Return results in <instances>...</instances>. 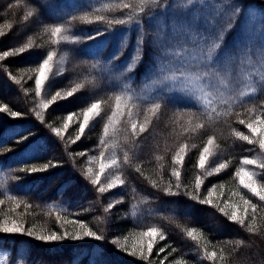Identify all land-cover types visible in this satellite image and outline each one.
Here are the masks:
<instances>
[{
	"label": "trees",
	"instance_id": "16d2710c",
	"mask_svg": "<svg viewBox=\"0 0 264 264\" xmlns=\"http://www.w3.org/2000/svg\"><path fill=\"white\" fill-rule=\"evenodd\" d=\"M55 1L56 3H67L71 0ZM72 2L73 5L65 6L62 18L80 15L85 11L91 12L93 8L101 7L103 3H110L113 0H73ZM127 2L135 3L134 0H127ZM232 2L240 4L242 13L251 14L257 21H264V9L261 10L264 8V0H232ZM44 3L45 0H0V27H3L5 31V35L0 36V52L22 45L29 36L34 38L36 44L44 45L0 61V106L7 104L11 110L22 113L19 117H12L8 113L0 112V183L4 184V187L0 188V199L5 200V204L0 206V212L14 206L7 200V196H15L18 201H26L31 205L26 209L21 203L20 208L16 210V218L22 220L26 228L35 225L36 231H40L43 227L58 233H62L64 228L69 231L78 230L73 224H64L65 219L57 221L58 215L62 217L64 213H72L73 217L71 218L74 221L79 220L86 223L98 234H102L104 239L97 241L86 237L83 240L64 239L45 242L26 234L0 233V250L7 253L8 263L160 264L163 260L164 264H171L177 258L183 257L188 264H211L207 260L199 259L198 254L194 251L196 245L186 238L181 227L177 226L180 225L202 230L217 250L223 247L225 253L230 254L228 255V264H264V230L258 236L252 235L237 223L229 221L216 208L200 204L182 193L177 196L165 195L163 191L153 188L145 179L147 176L159 182L162 173L164 180H172L174 184V177L171 176L172 155L181 143L187 141L190 150L185 156L181 169V183L191 188L195 176L200 171L196 167L199 151L207 137L214 135L216 143L223 153L220 159H230L231 164L219 174L205 179L201 187V195L206 194L207 189L212 185L223 184L224 197L230 195L232 191H240L253 203L264 205V202L258 201L246 189L239 187L234 178L240 159L249 156L252 151H247V149H253L254 146L237 140L232 136L231 128H236L245 134H248V130L244 125H240L237 122V117L233 115L227 118V123L221 121L208 126L205 121L206 127L194 136L191 133L186 136L179 135V129L173 131L175 126L169 120L171 113L168 110L192 107L193 102L178 93L165 94L170 102L162 110L159 119H154L149 130L135 138L134 143L139 147L135 149L133 163L140 165L144 175L135 171L134 167H122L123 178L126 180V184L120 189L122 202L115 204L107 213L103 211V208L108 205L107 197L105 194H99L96 188L85 179L82 174L85 170V155H77V153H85L93 140L99 135L102 136L103 127L101 125L107 114H110L113 103L108 100V96L112 92L120 90L121 82L110 80L101 71V68H93L92 65L99 64L101 67L106 65L113 54L118 51L121 39L126 38L129 46L124 55L115 62L117 65H124L135 46L137 28L135 25L127 29L124 26H116L114 30L106 31V26L99 22L76 23L72 32L74 35L82 37L79 43L52 45L48 43L47 35H39V33L43 24H51L60 19L54 17ZM26 4L36 5L39 15L24 22ZM251 4L255 5L256 13L254 14L249 10ZM260 10L261 12H259ZM99 14L122 15L120 11ZM183 19L181 14L168 9L166 12L157 11L155 19L145 18L144 26L151 30L160 23H167L171 26L173 22ZM246 19L247 15L243 18L238 17L239 23L227 35L226 47L232 48L244 38ZM7 24H12L13 27L8 29L5 27ZM97 30L103 34L96 36ZM89 35L95 38L89 40L87 39ZM259 39L257 31L252 41L256 43ZM49 50H55L58 55H63L62 67L65 68L63 75L55 77L51 81L49 99L51 94L68 87L71 80L78 79L83 75H87L89 78L95 77L97 85L81 90L67 99L58 100L46 110H40L44 116V122H41L32 111L35 109V97L37 96L34 87L35 73L30 69H34L39 62H42ZM152 59V48L146 47L143 62L131 73V86L137 94H140L144 88L145 77L151 67ZM10 76L20 79L21 83H15ZM30 76L32 79H29ZM24 89L30 91L25 93ZM157 91L161 90L157 89ZM100 98L107 100L108 103L103 105L104 112L99 123L88 133H84L75 143H69V137L74 139L77 134L72 128H68L71 130L67 129L64 132L63 139L53 133L51 128H62L64 118L69 113H80L82 108ZM260 100H264V95L249 97L247 106L259 104ZM235 111L244 113L240 118H247L244 108H236ZM141 113H143L142 110ZM124 135L121 132L116 137L121 145L116 149V153L121 159L123 156L121 148L129 150L130 154L132 151L129 145L124 143ZM21 137H27V139L21 140ZM192 144H196L197 147L192 148ZM70 153L72 155H69ZM157 155L163 156V161L158 162L155 159ZM49 162L55 166L35 173L19 171L25 167H41ZM160 163L164 165L162 170L159 168ZM257 171L262 170L258 169ZM261 179H264V171H262ZM133 188L139 194L135 200L136 194L132 192ZM216 191L219 195L221 189L217 187ZM139 197H147L148 202L141 203L135 210L136 214L132 215V204ZM20 213H24V215L21 217ZM166 217L171 219H166ZM208 218L210 224L204 221ZM257 222L264 224V207L258 209ZM152 225L162 228L166 238L155 244L152 255L147 260L132 256L129 252L121 250L118 245L111 243L113 239L117 238L123 243L125 236H128L130 240L138 232L146 230ZM236 240H244L245 244L238 251L233 252ZM229 241L233 242L232 245L226 243ZM161 248H164V252H159ZM173 248L177 251L172 252ZM100 252L103 255L102 258H99Z\"/></svg>",
	"mask_w": 264,
	"mask_h": 264
},
{
	"label": "snow or ice",
	"instance_id": "6c2138e0",
	"mask_svg": "<svg viewBox=\"0 0 264 264\" xmlns=\"http://www.w3.org/2000/svg\"><path fill=\"white\" fill-rule=\"evenodd\" d=\"M26 8L23 16L24 22L39 15L36 5L26 4ZM168 9L181 14L184 19L173 22L171 26L167 23H160L151 30L145 28V18L155 19L157 11L166 12ZM116 11H120L122 15L99 14ZM245 15H247V20L244 38L238 45L232 48L226 47L227 35L239 23L238 17L243 18ZM95 22L104 24L106 31L114 30L116 26H124L127 29L135 25L137 28L135 46L124 65H117L115 62L124 55L129 46L126 38L121 39L118 51L113 54L106 65L102 67L99 64L92 65L93 68H101V71L110 80L121 82L120 90L114 91L108 96V100L113 103L110 114L106 116L102 136L97 145V148L100 149L98 155L89 157L88 166L82 172L85 179L96 188L97 192L103 195L110 189L125 185L126 180L123 178L124 173L121 170L124 166L134 167L135 171L144 175L140 165L133 163L135 149L139 147L134 143L135 138L147 132L154 119H159L162 110L170 102L165 94L178 93L193 102L192 107L168 110L171 113L169 120L175 126L173 131L179 129V135L186 136L191 133L194 136L206 127L205 121L208 126L221 121L227 123V118L233 115L237 117V122L248 130V134H245L236 128H231V134L237 140L255 145L259 149V153L252 157H242L234 173V178L239 187L246 189L258 201L264 202V179H261L262 171H264V155H261L264 154V100H260L259 104L247 106V98L264 95V21H256L251 14L242 13L240 4L233 3L232 0H220V2L217 0H135V3L127 2V0H113L110 3H103L101 7L93 8L91 12L85 11L80 15L61 18L51 24H43L39 35H47L48 43L52 45L62 43L75 45L82 39L72 32L75 24ZM5 27L10 29L13 25L7 24ZM257 31L260 39L253 43L252 38ZM102 34L100 30L96 31V36ZM3 35H5L4 28L0 27V36ZM94 38L92 35L87 36L89 40ZM43 46V44H36L34 38L29 36L22 45L0 52V61L22 54L34 47ZM146 47L152 48L153 59L145 77L144 88L140 94H137L131 86V73L143 62ZM56 56L57 51L49 50L42 62H39L34 69H30L35 73V94L37 97H41L37 108L41 110L48 109L58 100L67 99L81 90L97 85L95 77L89 78V76L83 75L78 79L71 80L68 87L51 94L50 99L47 98L52 87L51 81L65 72L64 67L54 69V57ZM61 59L63 60L64 57L62 56ZM10 78L17 84L21 83L20 79L15 76H10ZM29 79L32 77L30 76ZM157 89L161 91H157ZM24 91L27 93L30 90L24 89ZM106 103L108 101L103 98L95 99L80 110L82 119L75 112L69 113L64 118L62 128L52 127L51 130L57 137L63 139V134L70 124L74 121L77 122L78 129L75 138L69 137V143H75L83 136L85 129L90 126V122L101 116V113L104 112L103 105ZM236 108H244L247 118H240L244 113L236 112ZM141 110L143 112L142 120L139 119ZM32 111L41 122H44L41 111L36 109H32ZM0 112L8 113L12 117L22 115L18 111L11 110L7 104L0 106ZM122 123H126L128 127L121 128ZM121 131L126 133L123 136L124 143L129 145L132 150L130 154L129 150L121 148L122 159L116 153V149L121 147L116 139ZM24 139L27 137H21V140ZM191 147L195 148L197 145L192 144ZM189 150V144L185 141L172 155L171 176L174 177V184L172 180H164L162 173L159 182L147 176L145 179L153 188L163 191L165 195L177 196L182 193L200 204L216 208L229 221L237 223L246 232L260 235L264 230V224L257 222V213L259 207H264V205L253 203L240 191H232L229 197L224 199L223 184L212 185L207 189L206 194L201 195V187L205 179L219 174L231 164L230 159H220L223 153L216 143V137L209 135L199 151L196 167L200 171L195 176L191 188L181 183V169ZM247 151H255V149H247ZM77 155H85V153H77ZM155 159L160 162L164 157L157 155ZM93 164H96V170L92 167ZM53 166L55 165L49 162L41 167H25L19 171L35 173ZM163 167V163H160L159 168L162 170ZM102 177L104 178L103 182ZM3 187L4 184L0 183V188ZM217 187L221 189L219 195H217ZM132 192L136 194L135 200L139 194L135 188L132 189ZM232 197H239V201L243 205L242 209L240 204L232 201ZM7 200L14 206L0 212V233L26 234L45 242L64 239L83 240L86 237L97 241L104 239L102 234H98L97 231L79 220H64V224H73L78 230L69 231L64 228L62 233L46 230L43 227L40 231H36L35 225L26 228L22 220L16 218V210L20 208L21 203L26 209L31 205L26 201H18L15 196L11 195L7 196ZM121 202L122 200L110 202L103 208V211L107 213L114 204ZM147 202V197H139L132 204V215L136 214L135 210L141 203ZM4 204L5 200L0 199V206ZM226 209L229 210L226 211ZM19 215L22 217L24 213ZM61 219L62 217L58 215L57 221ZM166 219L171 218L166 217ZM177 226L181 227V231L187 239L194 242L196 245L194 251L201 261L207 260L211 264H228V255L230 254H226L223 247L217 250L202 230L196 227ZM144 238H147L146 242ZM165 238L163 229L152 225L136 234L130 249L128 236L123 238V243L118 238L113 239L111 243L118 245L121 250L129 252L132 256L147 260L152 255L158 240ZM226 243L232 245L233 242ZM244 244V240H236L233 252L238 251ZM176 251L177 249H172V252ZM159 252H164V248L159 249ZM160 264H164V261L162 260ZM171 264H188V262L180 257L172 261Z\"/></svg>",
	"mask_w": 264,
	"mask_h": 264
},
{
	"label": "rangeland",
	"instance_id": "374dc122",
	"mask_svg": "<svg viewBox=\"0 0 264 264\" xmlns=\"http://www.w3.org/2000/svg\"><path fill=\"white\" fill-rule=\"evenodd\" d=\"M73 0H71V1H68L67 3H63V2H60V3H56V1L55 0H45V5H46V7H47V10L54 16V17H56V18H58V19H61L62 18V16H63V11H64V9H65V6H71V5H73L74 3L72 2ZM78 1V0H77ZM84 2V1H83ZM134 2H135V0H134ZM76 3H81V2H76ZM254 8H255V5L254 4H251L250 5V7H249V10H250V12H253V14L254 13H256V11L254 10ZM264 8H262L261 10H263ZM248 10V11H249ZM261 10L259 11V12H261ZM247 20V19H246ZM257 21V20H256ZM245 24H246V21H245V23H244V32H243V35L245 36ZM259 25H257V27H258ZM63 55L62 54H57V56L56 57H54V69L56 68V67H62V65H63V61H64V59L62 60L61 59V57H62ZM47 83V82H46ZM35 85V84H34ZM35 87V86H34ZM47 98H49V97H47ZM13 99H15V98H13ZM41 99V97H35V109L37 110V111H40L41 109H38L37 108V104H38V102H39V100ZM15 101V100H14ZM78 114V116L80 117V119H82V116L80 115V113H77ZM102 114H103V112L101 113V116H102ZM101 116L100 117H97L95 120H93L92 122H90V126L87 128V129H85V133H88V131L90 130V129H93L94 127H95V125L97 124V123H99V121H100V119H101ZM139 119H143V113H141V116L139 117ZM104 122H105V120H104ZM104 122H103V124L101 125V127H103V125H104ZM75 126H77V128H75ZM74 127V128H73ZM120 127L121 128H127L128 127V125L126 124V123H122L121 125H120ZM69 128H72V130H74V132L75 133H77V130L76 129H78V123L77 122H72L71 124H70V127ZM68 130H71V129H68ZM122 133H123V135H124V131H121ZM120 132V133H121ZM126 134V133H125ZM84 135V134H83ZM100 138H101V135H99L95 140H93V143L90 145V147H89V149L87 150V151H85V157H84V165H85V169H86V167L88 166V159H89V157H91V156H94V155H98V152H99V150L100 149H98L97 148V145L99 144V141H100ZM254 147H253V149H255V151H252L251 152V154L248 156V157H252V156H255V155H257L258 153H259V149L255 146V145H253ZM261 155H264V154H261ZM92 167L94 168V170H96V164H93L92 165ZM250 168L251 167H253V166H249ZM256 170H258V169H256ZM103 180H104V178L102 177V182H103ZM238 183V182H237ZM120 189H121V186H117L116 188H113V189H110V190H108V191H106L104 194L106 195V197H107V202H108V204L110 203V202H113V201H116V200H120ZM229 197V195H225V197H223L224 199H227ZM232 201L234 202V203H238V204H240V207H241V209L243 208V205H242V202H240L239 201V197H232ZM115 205V204H114ZM227 211L229 210V209H226ZM66 215V216H65ZM68 215V216H67ZM69 217V218H68ZM71 217H73V215H72V213H69V214H67V213H64V215L62 216V219H65V220H68V221H74ZM206 223H208V224H210V222H209V218L208 219H205L204 220ZM139 233V232H138ZM137 233V234H138ZM136 238V235H134V237H132V238H130V240L128 241V244H129V249L131 248V244H132V242H133V240ZM144 240H145V242L147 241V238H144ZM159 241V240H158ZM100 254V257L99 258H102V253L100 252L99 253ZM0 264H9L8 263V261H7V253L5 252V251H3V250H0ZM104 264H110L109 262H104Z\"/></svg>",
	"mask_w": 264,
	"mask_h": 264
}]
</instances>
